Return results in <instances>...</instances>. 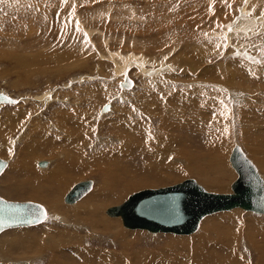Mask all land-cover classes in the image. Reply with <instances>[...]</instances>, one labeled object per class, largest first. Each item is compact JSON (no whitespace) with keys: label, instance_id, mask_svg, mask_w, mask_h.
Wrapping results in <instances>:
<instances>
[{"label":"rangeland","instance_id":"obj_1","mask_svg":"<svg viewBox=\"0 0 264 264\" xmlns=\"http://www.w3.org/2000/svg\"><path fill=\"white\" fill-rule=\"evenodd\" d=\"M227 3L231 8L221 0H0V92L17 100L0 105V158L8 161L0 175V196L38 202L53 217L48 195L64 210L59 213L62 223L48 218L40 224L2 231L0 239L8 235L16 242L5 249L2 240L0 264H50L52 258L64 264H87L88 260L100 264L97 254L84 255L97 247L119 251L117 256L104 255L106 259L118 258V264L130 253L134 261L138 257L145 262L150 252L145 255L143 250L164 248L177 240L173 236L197 240L201 222L198 230L188 235L151 234L130 231L120 217H114L118 223L114 228L130 233L123 240L115 238L110 229L92 234L98 222L91 210L112 217L106 209L130 194L187 178L208 191L228 193L236 177L229 163L235 144L244 149L264 179V0ZM105 6L104 13L108 12L94 17L96 10ZM116 53L122 55L120 60H113ZM155 70H159L157 75ZM124 74L132 80V87L124 89L120 84ZM62 114L77 117L67 122L71 135L57 124ZM81 121L86 124L74 127ZM137 123H142L141 134H136ZM75 132L83 137L76 150L79 155L69 153ZM122 134L127 137L121 138ZM66 139L70 143L66 144ZM126 143L136 145L128 147ZM110 152L117 154V165L123 161L135 172L122 171L121 180L132 175L137 184L121 190L123 196L104 200L98 195L103 176L97 162L109 163ZM68 157L72 162L64 165ZM93 157L95 164L88 162ZM40 161L48 164L40 167ZM45 172L65 177L52 187ZM87 179L94 181L92 190L67 208L63 195L74 183ZM34 191L37 195H29ZM209 216H216L209 230L214 239L216 232L233 226V246L229 245L233 249L212 243L205 256L191 259L187 254L177 257L178 251H173L176 260L172 264H260L253 246H260L264 254V216L240 208ZM45 226H59L63 233L75 231L80 239L73 236L56 247L59 231L39 230ZM46 234L52 237L51 242L44 241ZM36 237H42L45 248L30 254L28 249L33 248ZM204 238H210L209 234ZM189 242L187 249L197 246L195 241ZM164 250L154 251L159 255Z\"/></svg>","mask_w":264,"mask_h":264},{"label":"water","instance_id":"obj_2","mask_svg":"<svg viewBox=\"0 0 264 264\" xmlns=\"http://www.w3.org/2000/svg\"><path fill=\"white\" fill-rule=\"evenodd\" d=\"M120 84L129 88L132 80L126 76ZM0 101L13 102L3 93H0ZM229 162L237 174L230 193L208 191L195 179L187 178L166 187L134 192L123 203L108 207L106 212L110 216H120L123 225L129 228L175 234L195 231L204 216L222 210L238 207L264 213V181L255 164L238 144L232 148ZM39 165L44 166L46 162L41 161ZM5 166L6 161L0 158V174ZM91 184V180L77 182L65 194L64 201L75 202L89 191ZM45 216V208L39 203L0 197V232L9 227L39 223Z\"/></svg>","mask_w":264,"mask_h":264},{"label":"bare ground","instance_id":"obj_3","mask_svg":"<svg viewBox=\"0 0 264 264\" xmlns=\"http://www.w3.org/2000/svg\"><path fill=\"white\" fill-rule=\"evenodd\" d=\"M109 5V4H108ZM108 9V6H105L104 8L102 7V8H99L98 10H96L97 12H95V14H94V17L95 16H102L103 14L105 15V13L106 12H108V11H105V13H104V10H107ZM110 9V8H109ZM124 9V8H123ZM127 16V15H126ZM125 16V17H126ZM128 16H130V15H128ZM131 16H133V15H131ZM130 16V17H131ZM118 17V16H117ZM206 17V16H205ZM136 17H134L133 18V20L135 19ZM262 20V19H261ZM159 27V26H158ZM107 40V39H106ZM105 40V41H106ZM119 54L120 53H116L115 54V56L112 54V57L114 56L115 58L113 59V60H115V59H119L120 58V56H122V55H120L119 56ZM24 56V55H23ZM133 56V55H132ZM126 57V56H125ZM128 58V57H127ZM122 59H124V58H122ZM129 59V58H128ZM120 60V59H119ZM130 60V59H129ZM132 60V59H131ZM32 61H34V60H32ZM147 61V60H146ZM160 62V61H159ZM137 63V62H136ZM25 64V63H24ZM71 64V63H70ZM123 64H125V63H123ZM153 64V63H152ZM143 65V64H142ZM141 65H139V67H140ZM164 66V65H163ZM118 67V66H117ZM69 68V67H68ZM120 68V67H119ZM123 68V67H122ZM141 68V67H140ZM143 68V67H142ZM153 70V69H152ZM143 72H144V69L142 70ZM159 71V70H158ZM158 71L157 70H155L154 71V73L157 75V73H158ZM144 73H146V71L144 72ZM149 73V72H148ZM161 73V72H160ZM123 77H126V74H124L123 75ZM132 84H133V82H132ZM122 87H124V86H122ZM124 89H126L125 87H124ZM0 93H3V94H6V93H4V92H0ZM6 95H8V94H6ZM236 95V94H235ZM9 96V95H8ZM10 98H12L11 96H9ZM231 97V96H230ZM12 100H13V102H3V101H0V105H4V104H14V103H16L17 102V100L16 99H14V98H12ZM48 100V98L46 99V101ZM107 106V105H106ZM109 108V105H108V107H106V108H104V110H107ZM76 114V113H75ZM74 114V115H75ZM81 116V115H80ZM79 116V117H80ZM74 118H75V121L77 120V117L76 116H73ZM73 117H71V118H73ZM90 117V116H89ZM71 118H68V116L67 115H61V117H58V119H57V124H59L58 126H61V128L62 127H64L63 128V130H64V132L65 133H67V134H70V132L72 131V128H67L66 126L68 125V123L67 122H74L73 120H71ZM164 120V119H163ZM138 121V120H137ZM78 122H79V120H78ZM78 122H77V124L75 123V124H73L74 125V127H81L82 125H84V124H86V122H84V121H81L79 124H78ZM87 122H89V121H87ZM56 124V125H57ZM142 123H137L136 124V126L138 127V131L136 132V134H141V132H144V129L142 128ZM162 128H163V126H164V124H163V121H162ZM57 126V127H58ZM118 126H119V124H118ZM117 126V127H118ZM133 126V125H132ZM193 126V125H192ZM69 127V126H68ZM84 128V127H83ZM74 129H76V128H74ZM73 129V130H74ZM159 129H161V128H159ZM80 130H81V128H80ZM33 131V130H32ZM77 131V130H76ZM79 131V130H78ZM73 132V131H72ZM80 132V131H79ZM113 132V131H112ZM76 133V132H75ZM74 133V134H75ZM122 133L124 134L125 132H123L122 131ZM127 133V132H126ZM77 135L73 138V140H71V145L69 144V148L71 149V152H69L70 154H72L73 152H75L76 150H78L77 148L79 147V140H80V138H83V137H81L80 136V134L79 133H76ZM86 134V133H85ZM116 134V133H115ZM121 135L122 137L121 138H125V136L126 135ZM133 134V133H132ZM71 135V134H70ZM84 135V134H83ZM166 135V134H165ZM85 136V135H84ZM89 136V135H88ZM137 136H139V135H137ZM71 137V136H70ZM87 137V136H86ZM127 137V136H126ZM130 137V139L132 138V137H134V135H132V136H129ZM152 137V136H151ZM157 137V136H156ZM63 138L64 137H62V140H63ZM158 138V137H157ZM55 140L57 139V138H54ZM110 139H111V137H110ZM146 139V138H145ZM52 140H53V138H52ZM60 140H61V138H60ZM57 141V140H56ZM64 141V140H63ZM65 141H67L66 142V144L67 143H70L67 139L65 140ZM159 143V142H158ZM66 144H63V145H66ZM139 144V143H138ZM124 145H127L128 147H129V145L130 146H135L136 144H134V145H132V143H126V144H124ZM239 145V144H238ZM145 146V145H144ZM240 146V145H239ZM241 147V146H240ZM140 148V147H139ZM142 148H143V146H142ZM64 149V148H63ZM80 149V148H79ZM241 149L243 150V152L246 154V152L244 151V149L241 147ZM73 150V151H72ZM117 150V149H116ZM64 151V150H63ZM67 151V150H66ZM107 151V150H106ZM109 151V150H108ZM113 151H115V150H113ZM151 151V150H150ZM61 152V151H60ZM82 153V152H81ZM84 153V152H83ZM104 153V152H103ZM62 154V153H61ZM76 155H79V153H77V151H76V153H75ZM110 154H112L111 155V158L109 159V163H107V164H105V162L104 161H101L100 163L99 162H97V166H99L100 167V169H101V171H102V175L101 176H103L102 178H101V180H102V187L101 188H99V194L98 195H102V196H104V200H106V198H110V199H113V195H115V196H123V195H121V194H123L122 193V191L121 190H123V192H124V189L126 190V189H129L131 186H134L135 185V183H133V176L132 175H130L129 177H128V179L127 180H124V179H122L121 180V178H120V173L123 171V172H125L126 174L127 173H130V174H134V173H132V171L129 169V164L128 163H123V161L122 162H120L118 165H117V163H116V161H115V157L117 156V154H115V152L113 153H111L110 152ZM118 154H119V152H118ZM96 155V154H95ZM105 156H108L107 154H104ZM246 156L248 157V155L246 154ZM64 157V156H63ZM86 157V156H85ZM109 157V156H108ZM23 158V157H22ZM70 157H68L67 159H66V161L67 162H64L63 164L64 165H68L69 164V162L71 161L72 162V157L69 159ZM75 158V157H74ZM84 158V157H83ZM249 158V157H248ZM89 159V158H88ZM88 159H87V161H88ZM92 159H94V157L92 158ZM90 160V161H88L89 163L91 162V161H93L94 162V164L96 163L95 162V159L94 160ZM250 159V158H249ZM4 160V159H3ZM73 160H75V161H77V160H79V159H77V158H75V159H73ZM214 160V159H213ZM251 160V159H250ZM6 161V166H7V164H8V161L7 160H5ZM79 161H81V160H79ZM252 161V160H251ZM264 161V160H263ZM263 161H261V162H263ZM41 162V161H40ZM46 162V165L48 164V161H45ZM86 162V161H85ZM93 162H91V163H93ZM68 163V164H67ZM75 163V162H74ZM80 164H84V162H79ZM78 163V164H79ZM88 163V164H89ZM102 163V164H101ZM230 163V162H229ZM252 163H253V161H252ZM79 164V165H80ZM101 164V165H100ZM125 164H127V166L125 165ZM38 165H39V162H38ZM46 165H44V166H40V167H46ZM103 165V166H102ZM231 165V164H230ZM6 166H5V168H6ZM70 166V165H69ZM81 166V165H80ZM256 166V165H255ZM84 167V166H83ZM152 167V166H151ZM4 168V169H5ZM149 169H150V167H148ZM257 168V167H256ZM4 169H3V171H4ZM85 169V168H84ZM126 169H127V171H126ZM144 169V168H143ZM150 170H152V169H150ZM257 170H258V168H257ZM2 171V172H3ZM235 171V170H234ZM1 172V173H2ZM119 172V176H118V178H117V173ZM258 172H259V170H258ZM44 173V172H43ZM45 173H47V172H45ZM149 173V172H148ZM40 174H42V173H40ZM259 174H260V172H259ZM46 175V174H45ZM44 175V176H45ZM56 175V176H55ZM55 175H53V173H47V178H50L51 179V182H52V184H51V186L52 187H54L55 185H57V183H58V181L59 182H62L63 181V178L65 177L64 176V174L61 176L60 174H57V173H55ZM139 175V174H138ZM137 175V176H138ZM142 175H143V173H142ZM237 175V174H236ZM261 175V174H260ZM38 176H40L39 175V173H38ZM42 176V175H41ZM145 176V175H144ZM122 177V176H121ZM262 177V176H261ZM141 178H142V176H141ZM145 178H143V181H145L144 180ZM87 180H91V182H92V184H91V188L89 189V191L88 192H86L82 197H80L79 199H77L75 202H72V203H67V202H65L64 201V196L65 195H63V202L65 203V204H67V208H71L70 206L71 205H74V204H76L79 200H81L84 196H86L91 190H92V188H93V186H94V181L92 180V179H87ZM147 180H149V178L147 179ZM64 181H65V179H64ZM81 181H84V180H81ZM154 181V180H153ZM263 181H264V179H263ZM31 182V181H30ZM37 182H38V179H37ZM79 182V181H78ZM23 183V182H22ZM77 183V182H76ZM76 183H74V184H76ZM144 183V182H143ZM145 183H147V182H145ZM37 184V183H36ZM35 184V185H36ZM73 184V185H74ZM137 184V183H136ZM48 185V184H47ZM72 185V186H73ZM37 186V185H36ZM35 186V187H36ZM42 186V185H41ZM71 186V187H72ZM231 186V185H230ZM70 187V188H71ZM45 188V187H44ZM70 188L68 189V191L70 190ZM162 188V187H161ZM231 188V187H230ZM33 189H35V188H33ZM41 189H43V188H41ZM30 190V189H29ZM38 190V189H37ZM44 190V189H43ZM42 190V191H43ZM31 191V190H30ZM36 191V190H35ZM34 191V193L32 194V193H30L29 195H31V196H35V195H37V194H35L36 192ZM67 191V192H68ZM33 192V191H32ZM66 192V193H67ZM231 192V191H230ZM230 192H228V193H230ZM38 193V192H37ZM65 193V194H66ZM54 194V193H53ZM42 196V195H41ZM47 196V200H48V203H49V207H50V209L55 213V215L57 216H51V215H49L48 216V213H47V210H46V208H45V206L43 205V207L45 208V211H46V216H45V218L41 221V222H43V221H45V220H47L48 218H51V219H53L54 218V220L56 221L55 223H62V221L59 219V213L62 215V213H63V209L61 208V204H58V202L57 201H53L52 200V198H50L48 195H46ZM0 197H2V196H0ZM38 197V196H37ZM52 197V196H51ZM88 197H90V196H88ZM3 198V197H2ZM43 198V197H42ZM41 198V199H42ZM5 199V198H4ZM40 199V198H39ZM43 199H45V198H43ZM86 199V198H85ZM6 200H8V199H6ZM9 201H13V200H9ZM114 201H116V199H114ZM125 201V200H124ZM19 202H21V201H19ZM23 202H25V201H23ZM32 202V201H31ZM80 202V201H79ZM35 203H38V202H35ZM123 203V202H122ZM40 204V203H39ZM121 204V203H120ZM40 205H42V204H40ZM70 205V206H69ZM119 205V204H118ZM114 206H116V205H114ZM80 207L79 206H77V209H79ZM234 210H236L237 211V209H238V207L237 208H233ZM233 209H231V210H233ZM241 209V208H240ZM244 210V209H243ZM92 211V214L91 215H93L94 217H95V222L97 223L98 222V225H96V227H93V230L92 231H90L92 234L95 232V233H105L108 229H110L112 232H115L114 233V237L115 238H118V239H120V238H123V240H124V238L125 239H127V237L128 236H130V233L129 232H126V230H124L125 228H127V229H129L130 231H132L131 229H133V230H135V229H140V228H129V227H126V226H124L125 228L124 229H121V228H117V229H115L114 227L117 225L118 226V223L116 222V219L114 218V217H120V216H112V217H108V216H104V213L103 214H100V213H98L97 212V209L95 210V209H92L91 210ZM224 211H230V210H222V211H219V212H224ZM244 211H246V210H244ZM219 212H215V213H219ZM248 212H251V211H248ZM58 213V214H57ZM96 213H98V216H97V214ZM107 213V212H106ZM215 213H211V214H215ZM230 213H232V212H229L228 214H230ZM253 213V212H252ZM66 214H67V212H66ZM211 214H208V215H206V216H204L201 220H200V222H201V229H200V231H199V233H198V237H197V240H194V236L193 237H190V238H186V237H175V236H173V238L172 239H177V240H175V242H169V243H167L168 245H165L164 246V248L166 249V250H164V253H163V251H162V253L163 254H159V255H157V254H155V251L154 250H160V249H164V248H162V245L160 246V247H158V249H149V250H143L144 251V253H145V255L146 254H148V252H150L149 254H148V257L150 258L148 261H143L142 259L140 260V258H138V257H136L137 258V261H134L135 259H134V256H133V253H130L129 255H127L128 257L127 258H125V255L123 256L124 258H120L119 260L121 261V259H122V264H135L136 262L138 263V264H152L151 262H153L154 264H172L175 260H173V257H172V252L173 251H178L177 252V257L179 256V257H183V256H185L186 254H187V257H188V259H191L192 257H194L195 255L196 256H205L206 254H207V248L209 247V245H212V243L214 244V243H217L218 245H220L221 247L222 246H229V245H232L233 246V241L231 240V238H232V236H233V226H229V227H227L228 229L226 230V231H223V232H216V239H214V237L211 235V233L209 232V230L210 229H212V220H214V219H216V216L215 217H212V218H209L210 216L209 215H211ZM254 214H257V215H261V216H264V213H254ZM108 215V214H107ZM110 216V215H109ZM64 218V217H63ZM120 219H121V217H120ZM120 219H118V220H120ZM120 221H122V219L120 220ZM41 222H39V223H35V224H31V225H36V224H40ZM200 222H199V224H198V227H197V229L195 230V231H193V232H190V233H187V234H181V235H188V234H192V233H194V232H196L197 230H198V228H199V225H200ZM262 222V221H261ZM69 224V223H68ZM123 224V223H122ZM31 225H22V226H15V227H9V228H17V227H26V226H31ZM63 225H66L67 226V223L66 222H63ZM71 226H73V227H75V229H77V227H76V223H71L70 224ZM102 227H104V229H102ZM9 228H6V229H9ZM58 228H59V226H58ZM58 228H56L57 229V231H59L60 229H58ZM72 228V227H71ZM262 228V227H261ZM6 229H3L2 231H4V230H6ZM56 229L54 228V227H41L39 230H41V231H43V232H45V231H49V232H51V231H56ZM240 229V228H239ZM129 230H127V231H129ZM140 230H146V231H148L147 229H140ZM1 231V232H2ZM22 231H24V230H22ZM69 231V230H68ZM68 231H66L65 233H63V231H59V232H57L56 234H57V237L55 236V238H57V240H58V242H57V240L55 241L54 240V246H56V247H59L60 245H62V244H64V243H68L69 241H71V239H68V238H72L73 236H77V238H75V239H77V240H79L80 238L78 237V235H77V233L74 231H72V234H69L68 233ZM241 231V230H240ZM254 231V230H253ZM262 231L264 232V230H263V228H262ZM0 232V233H1ZM16 232H20V231H17L16 230ZM16 232H13V233H16ZM148 232H150L151 234H158V233H172V234H175V233H173V232H164V231H159V232H152V231H148ZM207 234H209V236H210V238H208V239H206V238H204ZM180 235V234H179ZM251 235V234H250ZM45 237H44V241L45 242H48V241H50V239L52 238L51 236H49L48 234H46V235H44ZM212 236V237H211ZM7 237V238H6ZM8 237H10V236H8V235H3L2 236V238L0 239V246H1V243H3L2 242V240L6 243L5 245H4V248L5 249H7V246L9 245V246H11V245H13L16 241H14L13 240V238H8ZM202 237H203V239H202ZM240 237V236H239ZM264 237V236H263ZM42 237H36V239H33V248H31V249H28L30 252H28V253H30V254H33V252L31 251V250H33V251H35V253L36 252H38V251H40L41 249H43V247H44V242L42 241V239H41ZM196 239V238H195ZM17 240V239H16ZM76 240V241H77ZM189 240H192V242L193 241H195V245H197V246H194V249H187L190 245V242H189ZM19 241V240H18ZM17 241V242H18ZM52 241V240H51ZM50 241V242H51ZM73 241V240H72ZM75 241V242H76ZM197 241H199V243L197 242ZM247 241V240H246ZM132 242H133V240H132ZM191 242V243H192ZM22 243V242H21ZM25 243H28V242H25ZM78 243V242H77ZM258 244H259V242H257ZM261 243H263V242H261ZM23 244V243H22ZM22 244H20V246H22ZM130 244H131V241H130ZM163 244V243H162ZM184 244V245H183ZM194 244V243H193ZM17 245H19V244H17ZM24 245V244H23ZM25 245H29V244H25ZM32 245V244H31ZM69 245V244H68ZM125 245H128V244H126L125 243ZM177 245H180V246H177ZM187 245V247H186V249L185 250H183L182 248H185L184 246H186ZM216 245V244H215ZM263 245V244H262ZM50 247V246H52V244L51 245H47L46 247ZM120 246H122V244H120ZM156 246H158V245H156ZM199 246H200V248L201 249H198L199 248ZM214 246V245H213ZM217 246V245H216ZM216 246H214V247H216ZM264 246V245H263ZM27 247V246H26ZM29 247V246H28ZM27 247V248H28ZM219 247V246H218ZM230 247V246H229ZM254 247V249L256 250V252H257V254H258V260H260V264H264V254L262 253V252H260L261 250H260V246L259 247H256V246H253ZM3 248V247H2ZM3 248V249H4ZM25 248V247H24ZM45 248V247H44ZM192 248V247H191ZM224 248H226V247H224ZM224 248H222V250L224 249ZM230 248H232V247H230ZM263 248V247H262ZM47 249V248H46ZM57 249V248H56ZM59 250L58 251H60V252H62L63 251V249L62 248H58ZM198 249V250H197ZM233 249V248H232ZM49 250V249H48ZM212 250V249H211ZM225 250V249H224ZM230 250V249H229ZM121 251V250H120ZM143 251H142V253H143ZM226 251H227V249H226ZM225 251V252H226ZM231 251H233V250H231ZM9 252V251H8ZM69 252V251H68ZM67 252V253H68ZM117 251H110V252H107L106 251V249H103V248H101V247H97V248H92V251L91 252H84V255H88V253H91V254H97V257H95V258H97L98 260H99V263L100 264H107V263H110V264H118V263H116V261H117V259L118 258H104V255H110V256H112V255H118L119 253V251L116 253ZM42 253V252H41ZM126 253V252H125ZM141 253V254H142ZM208 253H209V251H208ZM230 253H232V252H230ZM54 254H55V252H54ZM72 254V253H71ZM39 255V254H38ZM41 255V254H40ZM123 255V254H122ZM182 255V256H181ZM219 255V254H218ZM227 255V254H226ZM25 256V255H24ZM57 256V255H56ZM120 256H121V254H120ZM119 256V257H120ZM175 256V255H174ZM195 256V257H196ZM213 256H214V254H213ZM93 258H94V256H92ZM122 257V256H121ZM144 257V256H143ZM87 258H88V256H87ZM89 258H90V256H89ZM204 258V260H207V257H203ZM235 258V257H234ZM59 259V258H58ZM58 259H55V258H52V260H51V262H50V264H64L63 262V260H58ZM78 259V258H77ZM198 259V258H197ZM200 259V258H199ZM209 259V258H208ZM211 259V258H210ZM220 259V258H219ZM28 260V259H27ZM29 260H30V258H29ZM146 260V259H145ZM194 259H192V261H193ZM212 260V259H211ZM231 260H232V258H231ZM234 260V259H233ZM50 261V260H49ZM143 261V262H142ZM180 261V260H179ZM199 261V260H198ZM262 261H263V263H262ZM97 262V261H96ZM112 262V263H111ZM119 262V261H118ZM128 262V263H127ZM181 262V261H180ZM179 262V263H180ZM215 262V261H214ZM77 263V262H76ZM91 263V260H88L87 261V264H90ZM195 263V262H194ZM185 264V263H184ZM199 264V263H198ZM201 264V263H200ZM203 264H205V263H203ZM213 264V263H212Z\"/></svg>","mask_w":264,"mask_h":264},{"label":"snow or ice","instance_id":"obj_4","mask_svg":"<svg viewBox=\"0 0 264 264\" xmlns=\"http://www.w3.org/2000/svg\"><path fill=\"white\" fill-rule=\"evenodd\" d=\"M62 2H67V0H62ZM214 2H215V0H212V3H214ZM221 2H222V3H225L227 7L231 8V4H228V3H227V0H221ZM244 2L247 3V0H244ZM209 11H210V13H211V11H212L211 4H210Z\"/></svg>","mask_w":264,"mask_h":264},{"label":"crops","instance_id":"obj_5","mask_svg":"<svg viewBox=\"0 0 264 264\" xmlns=\"http://www.w3.org/2000/svg\"><path fill=\"white\" fill-rule=\"evenodd\" d=\"M1 174H2V173H1ZM1 174H0V175H1Z\"/></svg>","mask_w":264,"mask_h":264}]
</instances>
